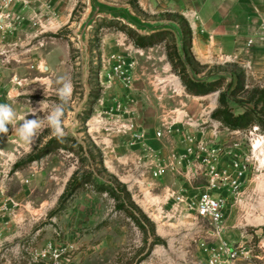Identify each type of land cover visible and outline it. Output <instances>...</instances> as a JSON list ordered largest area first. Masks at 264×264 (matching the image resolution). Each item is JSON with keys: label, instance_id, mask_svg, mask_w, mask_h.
Instances as JSON below:
<instances>
[{"label": "rangeland", "instance_id": "374dc122", "mask_svg": "<svg viewBox=\"0 0 264 264\" xmlns=\"http://www.w3.org/2000/svg\"><path fill=\"white\" fill-rule=\"evenodd\" d=\"M198 6L204 16L158 0L0 3V103L19 113L43 101L50 108L59 103L55 82L67 77L73 84L62 140L46 125L31 145L10 125L0 134V264H210L219 240L192 209L202 181L154 178V151L165 162L172 150L182 151L185 135L206 132L210 139L221 96L235 116L247 112L249 125L264 132V20L217 19L213 4ZM131 31L154 35L156 45L137 47ZM188 81L211 92L194 95ZM249 127L240 136L221 128L231 174L242 153L231 148L242 141L247 150ZM159 131L166 137L158 139ZM76 176L86 180L73 191ZM247 181V194L258 199L264 175L251 171ZM103 187L134 204L147 232ZM224 194L223 238L246 254L259 235L264 239V198L256 210L247 195L233 208ZM254 250L256 264H264V251ZM235 264L253 263L242 257Z\"/></svg>", "mask_w": 264, "mask_h": 264}, {"label": "built area", "instance_id": "2783aa9c", "mask_svg": "<svg viewBox=\"0 0 264 264\" xmlns=\"http://www.w3.org/2000/svg\"><path fill=\"white\" fill-rule=\"evenodd\" d=\"M2 2L9 4L11 0H0V3ZM196 16L195 14L191 17L196 18ZM262 28L264 30V23ZM252 43L253 41L250 42V44ZM127 79H129L128 71L125 75V80ZM213 126V136L210 139L207 138L206 132L197 135H185L182 140V151L172 150L165 162L162 161L161 153L154 151L156 163L152 166V176L160 178L168 173H173L185 176L191 183L202 181L200 183L202 191L192 209L199 218L208 223L213 237L219 240L220 248L214 250L209 261L210 264H235L242 257L256 264V260H260V257L255 254L254 249L264 251L262 236H258V244L248 250L246 254L245 251L241 252L237 247L231 246L223 238L225 212L229 201L224 191L230 193V197L233 199L231 205L233 208H239L246 195L249 202H251V206L255 203V193L247 194L249 186L247 180L248 173L251 171L264 175V132L257 125L249 127L247 130L249 131L247 150L244 147V142L235 141L231 149H233V152L241 151L242 153H240V157L236 156L239 159L233 163V174H231L223 166L224 158L229 156L230 151H226L228 148L224 149L218 140L224 129L234 136H240L246 130H231L219 120L213 121ZM168 132L167 135H172L173 129L168 127ZM145 136V133H143L141 137L145 138ZM165 137L166 133L164 131L157 133L158 139L161 140ZM222 259H225V262Z\"/></svg>", "mask_w": 264, "mask_h": 264}, {"label": "clouds", "instance_id": "9594fccd", "mask_svg": "<svg viewBox=\"0 0 264 264\" xmlns=\"http://www.w3.org/2000/svg\"><path fill=\"white\" fill-rule=\"evenodd\" d=\"M47 87H50L52 81H41ZM59 87L56 89V94L59 103L48 108L41 102L39 109L31 108V111L19 113L12 104L0 103V134L9 132V125L20 141L31 145L36 142L40 131L46 125L51 129L52 135L58 140H62L65 135L63 126V118L65 115V105L69 102L73 93V84L70 78L60 77L56 82ZM47 109V115L40 118L38 112H44ZM31 115L33 118L28 119Z\"/></svg>", "mask_w": 264, "mask_h": 264}, {"label": "trees", "instance_id": "16d2710c", "mask_svg": "<svg viewBox=\"0 0 264 264\" xmlns=\"http://www.w3.org/2000/svg\"><path fill=\"white\" fill-rule=\"evenodd\" d=\"M129 36L133 39L135 45L140 48H148L156 45V42L153 41L154 35H151L150 37L147 36H138L133 31L129 33ZM186 89L188 92L199 95V96H205L211 92V88H208L209 85H206L205 83H202L200 81H188L185 82ZM218 89V88H217ZM219 90V89H218ZM264 98V94H262V97ZM222 100V108L218 109L214 114L213 117L219 121H221L226 127H228L231 130H239V129H246L250 125L251 116L246 112L245 114L241 116H235L233 112H231L228 107L225 105V98L221 96ZM263 100V99H262ZM52 149H49L48 152H50ZM47 152V153H48ZM44 155V154H43ZM42 156V155H41ZM40 157V156H39ZM38 157V158H39ZM36 160V159H33ZM88 179V178H87ZM83 178L74 177V179L70 183V189L71 190H77L79 187H81L84 184ZM88 182H91L90 179H88ZM103 191L109 193L116 201H117V208L119 210H122L128 214L136 223L137 225L147 232V224L143 222L142 217L147 220L143 215L138 216L136 214V207L133 203L127 204L126 201L121 200V192L119 190H109L103 187Z\"/></svg>", "mask_w": 264, "mask_h": 264}, {"label": "crops", "instance_id": "0c3cea01", "mask_svg": "<svg viewBox=\"0 0 264 264\" xmlns=\"http://www.w3.org/2000/svg\"><path fill=\"white\" fill-rule=\"evenodd\" d=\"M162 4H170V6H177L180 12L189 13L188 11H195L197 14L202 13L204 16L203 8L199 7L198 4H213L215 7L214 12L216 13L217 19L226 20L228 17H237L240 22L248 20L251 22L264 20V0H158ZM195 7V8H194ZM196 9V10H194ZM199 10V11H198ZM228 13L230 15H228ZM202 15L200 16L202 18ZM242 26V23H240ZM239 26V28H240ZM263 26V25H262ZM243 27V26H242ZM254 29L253 26L250 27V31ZM241 30V29H240ZM244 30V29H243ZM253 31V30H252ZM241 34V32H240ZM254 42V41H253ZM257 198H255L256 205L255 210L258 208L260 201L264 198V192L257 191ZM264 202V199L262 200ZM258 203V204H257Z\"/></svg>", "mask_w": 264, "mask_h": 264}]
</instances>
